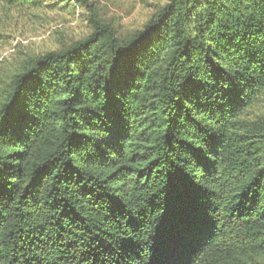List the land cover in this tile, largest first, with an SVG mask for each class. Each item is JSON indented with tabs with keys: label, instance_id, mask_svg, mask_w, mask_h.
<instances>
[{
	"label": "trees",
	"instance_id": "trees-1",
	"mask_svg": "<svg viewBox=\"0 0 264 264\" xmlns=\"http://www.w3.org/2000/svg\"><path fill=\"white\" fill-rule=\"evenodd\" d=\"M77 9L83 38L0 61V264H264V0L0 21Z\"/></svg>",
	"mask_w": 264,
	"mask_h": 264
},
{
	"label": "rangeland",
	"instance_id": "rangeland-1",
	"mask_svg": "<svg viewBox=\"0 0 264 264\" xmlns=\"http://www.w3.org/2000/svg\"><path fill=\"white\" fill-rule=\"evenodd\" d=\"M70 1V0H68ZM96 1L102 18L113 22L121 34L139 30L154 9L167 0H92ZM68 2L61 3L66 5ZM40 18L13 14L9 21H0V61H12L18 52L40 55L56 50L90 31L85 16L79 9L74 14L64 11L41 13Z\"/></svg>",
	"mask_w": 264,
	"mask_h": 264
}]
</instances>
